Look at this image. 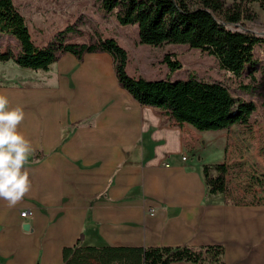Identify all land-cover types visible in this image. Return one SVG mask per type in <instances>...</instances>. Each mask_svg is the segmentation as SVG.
Instances as JSON below:
<instances>
[{
  "label": "crops",
  "instance_id": "crops-1",
  "mask_svg": "<svg viewBox=\"0 0 264 264\" xmlns=\"http://www.w3.org/2000/svg\"><path fill=\"white\" fill-rule=\"evenodd\" d=\"M86 57L110 59L89 66L100 80L81 66ZM84 58L64 55L43 80L0 62V95L8 110L22 108L17 132L32 149L22 168L28 191L14 205L0 198V264H63L73 246L215 245L225 248L224 264H264V204L209 197L201 177L200 154L214 144L207 136L226 143L233 127L169 126L119 88L109 55ZM64 60L77 68L71 76L54 73ZM225 143L216 144L226 158Z\"/></svg>",
  "mask_w": 264,
  "mask_h": 264
},
{
  "label": "trees",
  "instance_id": "trees-1",
  "mask_svg": "<svg viewBox=\"0 0 264 264\" xmlns=\"http://www.w3.org/2000/svg\"><path fill=\"white\" fill-rule=\"evenodd\" d=\"M99 0L98 10L110 15L119 26H137L141 45L160 48L182 45L215 58L220 70L236 78L244 76V68L253 63L254 48L264 44V35L232 30L245 27L255 19L251 9L256 4L264 12V0ZM0 34L15 40V46L0 52V62H12L20 68L47 71L49 66L69 54L81 62L89 54L111 57L117 83L142 107L155 109L169 126H192L199 132L224 131L248 126L256 105L235 98L218 82L189 78L149 81L126 74L127 53L113 39L98 40L87 45H63L50 42L36 45L24 16L11 0H0ZM163 64L168 74L181 70L174 54H166ZM254 66V65H253ZM264 78V69L262 71ZM249 76V75H247ZM264 106V93H263ZM224 163L204 165L201 177L209 197L221 195L227 201L230 189ZM262 197L251 203L264 204ZM233 204H239L234 202ZM225 248L206 246L191 249L178 247L94 248L66 247L62 250L63 264H224Z\"/></svg>",
  "mask_w": 264,
  "mask_h": 264
},
{
  "label": "rangeland",
  "instance_id": "rangeland-1",
  "mask_svg": "<svg viewBox=\"0 0 264 264\" xmlns=\"http://www.w3.org/2000/svg\"><path fill=\"white\" fill-rule=\"evenodd\" d=\"M13 6L24 16L28 24L30 36L36 45L50 42L63 45H87L103 39H113L117 45L127 53L126 74L131 78H144L155 81L170 79L183 81L196 78L208 82H218L224 85L230 93L238 99L253 102L256 112L248 126H235L227 131L226 143L223 138L207 136L209 152H202V164L216 165L221 161L228 164L227 183L230 189L229 202L248 203L254 198L262 197L260 186L264 185V44L254 48L253 63L244 68V76L236 78L219 69L214 57L202 54L198 50L189 49L182 45H164L160 48H151L141 45L138 40L137 26H119L110 15L99 12V0H11ZM190 8L194 7L193 0H186ZM255 19L245 27H232V30L248 32L255 36L264 35V12L256 5L251 7ZM15 46V40L7 35L0 34V52ZM174 54L182 68L168 74L163 65V57ZM75 59L74 56L66 54ZM57 63V62H56ZM63 68L57 67L58 75L71 76L77 68L73 61H62ZM60 63V64H61ZM103 64L109 66V58L101 57L98 60L86 57L83 65L90 80H100V72L89 68L91 65ZM254 65V66H253ZM25 71L26 77L35 76L39 80L48 77L49 73L18 68ZM56 69V68H55ZM21 73V72H20ZM105 74H103L104 76ZM249 75V76H247ZM50 78V77H49ZM46 79L47 82L51 79ZM197 133V132H196ZM213 132H203L209 134ZM230 133V134H229ZM225 143L226 158L221 156L217 144ZM264 207V206H263Z\"/></svg>",
  "mask_w": 264,
  "mask_h": 264
},
{
  "label": "clouds",
  "instance_id": "clouds-1",
  "mask_svg": "<svg viewBox=\"0 0 264 264\" xmlns=\"http://www.w3.org/2000/svg\"><path fill=\"white\" fill-rule=\"evenodd\" d=\"M23 119L22 108L8 110L7 98L0 95V198L10 205L17 203L29 189L28 173L22 172V168L32 149L17 132Z\"/></svg>",
  "mask_w": 264,
  "mask_h": 264
},
{
  "label": "built area",
  "instance_id": "built-area-1",
  "mask_svg": "<svg viewBox=\"0 0 264 264\" xmlns=\"http://www.w3.org/2000/svg\"><path fill=\"white\" fill-rule=\"evenodd\" d=\"M32 215V212L30 210H23L20 212V216L22 218H26Z\"/></svg>",
  "mask_w": 264,
  "mask_h": 264
},
{
  "label": "water",
  "instance_id": "water-1",
  "mask_svg": "<svg viewBox=\"0 0 264 264\" xmlns=\"http://www.w3.org/2000/svg\"><path fill=\"white\" fill-rule=\"evenodd\" d=\"M26 229H27V227L25 226V227H24V230H26Z\"/></svg>",
  "mask_w": 264,
  "mask_h": 264
}]
</instances>
